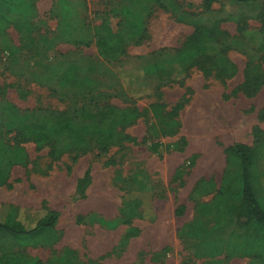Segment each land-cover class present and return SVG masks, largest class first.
<instances>
[{
    "label": "rangeland",
    "instance_id": "obj_1",
    "mask_svg": "<svg viewBox=\"0 0 264 264\" xmlns=\"http://www.w3.org/2000/svg\"><path fill=\"white\" fill-rule=\"evenodd\" d=\"M34 2L37 31L10 28L0 36V101L21 111L66 112L78 122L108 107L136 109L141 116L124 130L129 139L107 152L89 145L52 160L49 147L39 150L15 132L6 134L11 118L0 110L4 142L27 155L26 165L14 166L0 187V223L10 206L19 208L20 220L31 217L32 226L49 209L58 213L60 234L49 247L36 233L29 245L0 251V264H264V245L251 247L259 235L255 224L238 215L239 161L225 153L235 143L253 147L255 140L264 152V87L252 95L240 89L249 66L264 76V54L258 51L264 1ZM67 2L78 17L73 31L60 23ZM119 6H133V19L146 33L110 59L96 46L95 30L104 22L119 24ZM197 24L216 25L226 34L217 48L237 73L219 79L208 61H200L180 84L146 77L149 93L142 95L130 73L135 65L169 58ZM154 104L178 110L176 135L147 136L149 124L161 127L153 118ZM181 140L179 149L171 147ZM155 142L162 145L158 151L152 150ZM257 170L264 191L263 157ZM143 192L137 209L132 202ZM127 210L136 215L139 210L132 226L140 234L122 247L128 227L120 226L119 218ZM101 219L115 223L107 227ZM246 244L251 256L245 255ZM156 253L162 254L159 259Z\"/></svg>",
    "mask_w": 264,
    "mask_h": 264
},
{
    "label": "trees",
    "instance_id": "obj_2",
    "mask_svg": "<svg viewBox=\"0 0 264 264\" xmlns=\"http://www.w3.org/2000/svg\"><path fill=\"white\" fill-rule=\"evenodd\" d=\"M126 1L132 2V0ZM154 1L162 5L160 0ZM216 1L203 0L207 6ZM72 8L67 2L66 15L61 18L60 22L64 31L76 29L74 23L78 17L72 13ZM118 11L123 16V20L119 24L104 22L95 30L96 46L104 56H108L110 59L122 56L128 45L142 40L146 33L144 27L133 19L136 13L133 6H119ZM34 17V0H0V36L4 35L10 28L26 31L28 34L36 32L37 26L34 24ZM260 33L261 41L258 51L264 54V19L261 20ZM225 37L226 34L216 25L197 24L192 35L185 39L181 47L169 58L149 65H135L134 70L130 72L135 80L133 83L139 84L142 95H147L149 88L145 80L146 77L159 76L166 83L180 84L184 81V75L193 66L205 60L210 63L217 78H229L237 73V68L223 54L222 50L217 48ZM206 72L207 74L210 73L209 71ZM121 74L124 75V72H121ZM244 75L240 89L246 94H256L264 87V76H262L257 66H249ZM0 110L9 114L11 118L5 126L6 134L15 132L21 140L34 143L39 150L49 147L48 158L52 160L59 159L63 154L74 148L87 150L89 145L96 146L101 152H107L110 147L129 139L124 130L132 126L141 116L136 109L108 107L97 114L88 113L84 121L78 122L66 112L21 111L15 106L1 101ZM151 110L153 118L158 121L161 127L159 128L156 123L149 124L146 130L149 138L157 139L177 134L180 126L177 119L178 110L165 111L163 104H154ZM83 115H85L84 111ZM255 135H261V132L256 130ZM180 143L184 144L185 142L181 140L172 144L171 147L179 149ZM151 147L153 151H158L162 145L155 142ZM225 153L239 161L240 172L236 176V183L241 188V202L237 209L238 215L255 224L260 239L257 242L258 244H251V247H261L264 245V191L257 168L260 158H264L262 146L259 145L258 140H255L253 147L235 143L227 147ZM26 163L27 155L25 151L20 147H8L3 136L0 135V187L6 185L10 171L14 166H24ZM88 181L89 170L85 172L81 180L83 188L88 185ZM223 187L224 184L217 195L223 192ZM143 193L141 198H136L132 202L137 209L141 208L145 201L146 193ZM200 207H203V205L201 204ZM44 210V216L39 218L32 226L30 224L31 217L20 220L19 208L10 206L4 222L0 223V251L10 253L17 245H29L36 233L41 234L44 238L45 246L50 247L57 243L60 240V234L55 230L59 217L58 213L49 209ZM138 211L136 215L135 211L130 213L127 210L119 218L121 220L120 226L128 227L124 238V241L127 242L126 244L122 243V247L126 246L130 239L140 234L139 230L132 226L135 217H139ZM99 223L111 227L115 222L101 219ZM249 245L246 244V256H251L253 252ZM217 253H219L218 250ZM161 255V253H156L154 257L159 259Z\"/></svg>",
    "mask_w": 264,
    "mask_h": 264
},
{
    "label": "crops",
    "instance_id": "obj_3",
    "mask_svg": "<svg viewBox=\"0 0 264 264\" xmlns=\"http://www.w3.org/2000/svg\"><path fill=\"white\" fill-rule=\"evenodd\" d=\"M259 239H260V238H259V235H258V237H257L256 239L253 240V243H252V244H258L257 242H258Z\"/></svg>",
    "mask_w": 264,
    "mask_h": 264
}]
</instances>
